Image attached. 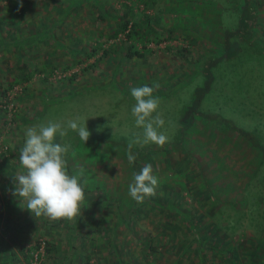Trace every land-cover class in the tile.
Here are the masks:
<instances>
[{
    "label": "rangeland",
    "instance_id": "rangeland-1",
    "mask_svg": "<svg viewBox=\"0 0 264 264\" xmlns=\"http://www.w3.org/2000/svg\"><path fill=\"white\" fill-rule=\"evenodd\" d=\"M126 1L97 0L99 5L82 4L65 13L64 0H0V109L7 108L0 110V234L20 240L21 245L12 243L13 264H84L86 253L92 264H264V163L259 164V150L238 132L251 131L264 145L259 45H251L249 55L239 49L229 65L212 67L215 79L200 105L209 119L192 111L193 126L184 127V107L206 80L199 56L219 47L223 36L222 0H160L153 11L160 7L161 24L174 32L167 41L147 42L151 50L144 56L132 51L143 49L141 41L123 32L111 36ZM18 2L24 13L16 22L6 20L8 6ZM258 9L260 21L250 40H264V0ZM100 42L102 47L92 52ZM102 48L108 53L103 55ZM19 50L23 64L46 65L48 59L51 66L6 90L9 81L18 79L13 68ZM146 84L159 98L157 113L164 125L157 131L167 142L133 147L138 173L151 165L159 181L156 194L137 210L128 194L134 171L124 143L143 138L131 113L135 100L130 90ZM219 117L228 118L235 129L221 126ZM70 120L80 126L86 122L90 136L84 143L71 129L63 139L57 134L56 143L70 146L68 173L84 168L81 183L102 187L111 204L100 199L88 208L83 204L85 220L70 237L68 222L73 225V220L51 223L46 230L47 217L36 218L18 197L20 207L11 206L18 220L9 226L14 212L7 202L15 190L14 176L23 171L17 146L24 145L26 129L49 121L67 128ZM182 127L186 143L174 142ZM118 208L127 222H117ZM177 208L199 213L190 218L188 212L176 213ZM41 239L57 244L52 255ZM230 248L238 251L235 257L223 252Z\"/></svg>",
    "mask_w": 264,
    "mask_h": 264
},
{
    "label": "trees",
    "instance_id": "trees-1",
    "mask_svg": "<svg viewBox=\"0 0 264 264\" xmlns=\"http://www.w3.org/2000/svg\"><path fill=\"white\" fill-rule=\"evenodd\" d=\"M64 1L67 2V6L63 9L65 13H67L68 9L76 10V8L81 6L82 4L87 5L94 3L95 5H99V2H97V0H64ZM159 1L160 0H127L126 2H123L121 13L117 15L119 20L118 22H116V25L112 30L111 36L114 37L117 36L120 32H123L127 38L141 41L143 49H136V47H134L132 50L133 52L141 56H144L146 51L148 52L151 50L146 47L147 42L153 41L156 43H160L162 41H167L171 39V36L174 32V27H169V26L165 27L163 26V24H161L162 19L159 13H161L162 9L160 7L157 10L153 11V9L155 8V6ZM220 3L223 6V9L221 8L219 12L220 13L219 18H220L222 34H223L222 39L217 44V46H219L220 48L212 47L210 51L199 56L198 63L200 62L201 65H203V70L205 71L204 75H206L205 76L206 80L198 88H196V90L192 94L193 98L191 99V102H189V104L184 107V112H183L184 127L189 128L190 126L191 127L193 126V123L192 124L189 123L190 122L189 116L192 115L191 114L192 111L194 113L195 112L198 113V115L203 119L204 118H206V120L209 119L207 112H204L200 109V105L203 98L206 96V91H209L211 89V85L215 79L214 76H212L211 74L212 67L217 68V65H222L224 64V62L227 65H229L228 60L237 56L239 53V49L241 48L245 49V52L247 50L249 55L250 53H252L250 49H252L253 46L255 47V45H259L258 47L255 48H257V50H259V52L261 53V55L258 58H256L257 63L258 65H264V50H263L264 40L263 39L250 40L248 38L251 32H255L254 31L255 26L260 21V18L258 17V12H259L258 5L263 4V0H222L220 1ZM140 5H142V7H139ZM7 11L12 18L10 20H14L16 22L17 20L15 19L21 17L22 14L24 13L25 6L23 5V3L22 6L21 3L19 2L14 3L8 6ZM17 36L21 37V35H17ZM23 38L26 39L27 37H23ZM261 41L263 43H261ZM24 42L31 43L29 39H26V41ZM101 47H102V42L98 43L96 47H92V52H95L94 49L96 48L99 49ZM102 49H103L102 51L103 55L108 53V48H102ZM128 50L132 52L131 46H128ZM21 56H22V52L19 50L15 58L18 61V63L14 68L17 72L15 76H17L18 79L15 81L13 80L9 81L8 86L5 87L6 90L8 89V87L11 88L17 81L23 82V81L31 80L32 76L37 71H40L41 73V69H45L47 65L51 66V63L48 62V59H46L47 60L46 65H34L31 67V65H28L27 63L23 64L24 62L20 60ZM198 63L197 65H199ZM50 71L52 72V69H49L46 73L49 74ZM43 76H47V75H43ZM41 90H43V88ZM6 109L7 108H3V109L1 108L0 110H6ZM187 118L188 121H186ZM228 120L229 119L226 117H222V118L219 117L217 123H219L221 126L226 125L229 127L230 126L233 127L232 125L229 124ZM215 123L214 125L216 127ZM184 127L178 129L177 133L175 134L174 142L179 141L181 143L182 141L186 143L185 139L183 138V135L185 133L184 132L185 129L183 130ZM238 132L240 135H242V137L248 140L253 146H255L259 150L261 157L259 164L264 163V145L254 138L253 133L251 131L239 129ZM127 145H128L127 143H124V146L126 147V151L128 152ZM22 147L23 145L20 144L19 146H17L18 149L20 148L19 150H21ZM134 153H135V149L132 148V154L134 155ZM131 166L133 171L135 173H138L137 157L135 162ZM68 170L71 171L69 165H67V171ZM259 170H260V166L256 168V172H255L256 175L259 172ZM6 174H9V172H6ZM206 185L209 188V182H207ZM85 187H84L85 196H86L84 202L85 207L88 208V205L91 202L94 203L95 202L94 200L97 199L101 200V204H105V205L111 204L112 201H110V198H108L107 193L104 192L103 188L100 187L99 185H95L94 187H92V185L88 184L85 185ZM208 190L212 192L210 189ZM213 197L216 200V202H218V198H216L215 195H213ZM16 198L18 197L15 196L14 194L8 198L7 203L10 206V210L14 212L13 213L14 217L12 221L8 222L9 226H13L14 223H16V220H18L17 215L15 214L16 210L11 207L14 206L16 209L20 207V202L17 201ZM118 204L119 202H117V205ZM141 205L143 204H138L136 202L134 207L137 210H139ZM134 207L130 208V210L133 209ZM170 209H172L171 211L174 212L173 206H170ZM175 211L176 213L181 212L180 208L179 209L177 208ZM187 212L190 218L195 217V215L199 213V212L196 213V211H192V212L187 211ZM187 212H181V213L186 214ZM114 213L117 215L116 219L118 223L127 222V217H124V213L120 208L116 209ZM91 219L94 218L91 217ZM23 220L26 223L29 222L28 217H26L25 219L23 218ZM41 220L43 219L41 218ZM62 220L64 219L58 221H50L48 218L45 219V221L48 222L45 223L46 230H48L51 227L50 225L51 223L58 224ZM72 220L73 221L71 222L73 223V225L70 224V222H68V227L70 228L69 231H71L69 232L70 237H72L73 235L72 231L76 230L81 225V221L85 220V217H83V215L80 214ZM89 222L91 223V220H89ZM46 232L47 234L50 233L48 231ZM12 236H10V239H6V237L0 234V264H13L14 258L16 257V252L12 247V243L20 244V240L18 239V237H15V235L13 237ZM259 238L263 239V236H259ZM41 241H43L46 244L45 248L47 255H52V251L56 249L57 244H55L50 239L49 240L41 239ZM41 241L40 240L38 241L37 247H40ZM256 251L257 250H255V252ZM223 252L226 255H230L233 257H235L238 253V251L234 250L233 248L223 249ZM38 254L40 253L38 252ZM84 258H85L84 264H92L90 262V258H91L90 253H86L84 255ZM117 262L122 263V260Z\"/></svg>",
    "mask_w": 264,
    "mask_h": 264
},
{
    "label": "clouds",
    "instance_id": "clouds-1",
    "mask_svg": "<svg viewBox=\"0 0 264 264\" xmlns=\"http://www.w3.org/2000/svg\"><path fill=\"white\" fill-rule=\"evenodd\" d=\"M130 92L135 100L131 109L135 125L144 130L143 138L136 136L127 145V159L131 166L136 160L132 154L134 145L143 147L152 143L162 147L167 137L157 131L163 127L164 120L157 113L159 98L153 96L154 88L146 84L133 87ZM153 113L157 114L153 116ZM67 129L76 131L84 143L89 139L86 122L80 126L70 120L65 128L61 123L49 121L47 125L26 129L25 142L19 152V166L23 171L14 176L13 194L21 199L22 204L26 203L25 207L36 218L44 216L51 221L72 220L81 214L86 199L85 185L81 183L84 168H80L78 174L70 175L65 159L70 146L55 142L57 134L61 139L67 136ZM158 183L151 165H145L139 173H133L128 194L138 204H143L146 197L156 194Z\"/></svg>",
    "mask_w": 264,
    "mask_h": 264
},
{
    "label": "crops",
    "instance_id": "crops-1",
    "mask_svg": "<svg viewBox=\"0 0 264 264\" xmlns=\"http://www.w3.org/2000/svg\"><path fill=\"white\" fill-rule=\"evenodd\" d=\"M10 18H11V16L8 15V16L6 17V20L11 21ZM13 69H14V68H13ZM15 71H16V70L14 69V72H15Z\"/></svg>",
    "mask_w": 264,
    "mask_h": 264
}]
</instances>
